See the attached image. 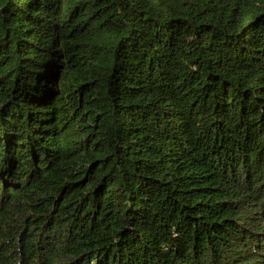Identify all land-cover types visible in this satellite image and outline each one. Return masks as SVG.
I'll return each mask as SVG.
<instances>
[{
  "label": "trees",
  "instance_id": "16d2710c",
  "mask_svg": "<svg viewBox=\"0 0 264 264\" xmlns=\"http://www.w3.org/2000/svg\"><path fill=\"white\" fill-rule=\"evenodd\" d=\"M0 264H264V0H0Z\"/></svg>",
  "mask_w": 264,
  "mask_h": 264
}]
</instances>
